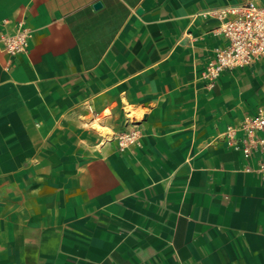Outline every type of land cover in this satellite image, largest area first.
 Returning a JSON list of instances; mask_svg holds the SVG:
<instances>
[{
	"label": "crops",
	"instance_id": "0c3cea01",
	"mask_svg": "<svg viewBox=\"0 0 264 264\" xmlns=\"http://www.w3.org/2000/svg\"><path fill=\"white\" fill-rule=\"evenodd\" d=\"M246 1L0 0L32 30L0 49V264H264L260 156L223 137L264 58L201 78L228 43L206 13Z\"/></svg>",
	"mask_w": 264,
	"mask_h": 264
},
{
	"label": "built area",
	"instance_id": "2783aa9c",
	"mask_svg": "<svg viewBox=\"0 0 264 264\" xmlns=\"http://www.w3.org/2000/svg\"><path fill=\"white\" fill-rule=\"evenodd\" d=\"M206 14L219 22L217 34L228 40L225 46L216 49L215 58L201 75L209 86H213L225 71L251 67L264 58V5L247 0ZM31 33L23 22L17 23L12 32L1 31L0 49L11 55L26 52ZM223 137L228 146L241 151L246 158L260 156L259 171L264 176V109H259L238 126L228 127ZM136 141L137 132L119 136L120 144L125 147Z\"/></svg>",
	"mask_w": 264,
	"mask_h": 264
},
{
	"label": "water",
	"instance_id": "95a60500",
	"mask_svg": "<svg viewBox=\"0 0 264 264\" xmlns=\"http://www.w3.org/2000/svg\"><path fill=\"white\" fill-rule=\"evenodd\" d=\"M100 6H101V3H99V2L95 4V8H98Z\"/></svg>",
	"mask_w": 264,
	"mask_h": 264
}]
</instances>
